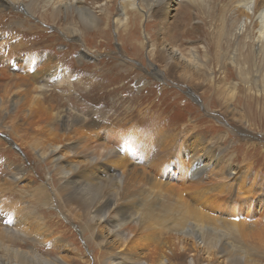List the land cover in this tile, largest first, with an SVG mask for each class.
Here are the masks:
<instances>
[{"label": "rangeland", "instance_id": "1", "mask_svg": "<svg viewBox=\"0 0 264 264\" xmlns=\"http://www.w3.org/2000/svg\"><path fill=\"white\" fill-rule=\"evenodd\" d=\"M111 1L108 17L102 16L100 28L107 30L103 37L91 28L84 36L73 39L61 30V17L55 26L47 19L27 14L25 9H8L4 13L7 17L0 16V24L13 29L5 30L8 33L12 30L14 34L20 31L21 24H26L21 30L25 38L12 44L22 42L19 45L24 48L11 54L14 51L10 53L8 45L0 53V106H4V111L0 109V232L5 231L4 227L19 232L26 241L19 238L10 245L23 252L32 251L53 264H112L120 256L139 257L144 263L155 264L160 254L168 257L171 264H183L176 257L179 252L174 244L179 236L168 233V228L158 231L156 238L137 228L134 220L126 223L123 232L130 247L125 250L121 240L111 237L106 228H99L97 221L91 222L90 234L85 233L83 206L75 198L66 204L57 195L64 184L57 164L49 156L57 146L63 164L83 163L79 165L82 167L95 158V172L88 169L87 173L99 182L112 175H124L129 197H136L137 185L148 189L150 195L154 190L149 189L162 190L178 203L195 209L193 212L211 227L226 232L233 228V237H241L248 252L245 263L264 264V122L246 112L252 93L245 91L246 84L239 81L238 68L228 64L224 77L225 83L238 82L240 88L223 91L219 97L206 90L207 85L196 87L185 82L175 69L164 70V63L151 57L148 47L131 45L126 34L119 32L115 13L122 0ZM131 1L142 15V0ZM178 7L173 4L168 8V18L164 19L170 27L167 34L159 35L158 28L151 29V18L136 19L133 39L142 43L151 35L153 40L180 49L209 46L203 37H190L198 27L196 19L181 14ZM175 22L183 30L188 29V34L181 35L172 26ZM1 39L0 43L4 41ZM231 48L228 54H233L234 47ZM204 51L197 53H212ZM56 66L64 70L62 75L67 78L61 86L52 85L62 80L55 72ZM153 68L164 71L155 76ZM37 71H48L53 79L49 82L48 77L42 78L41 84H34ZM41 85L44 89L39 88ZM67 109L79 112L89 120L88 124H98L92 129L100 132L99 139L91 136L94 129H75L79 123L66 128L62 121ZM246 121H252L257 128ZM75 136L77 139L72 141ZM150 143L155 144L153 153L158 155L154 163L153 155L151 159L141 156L145 153L142 148L151 147ZM108 147L116 148L114 153L123 159L105 162L104 149ZM70 148H84L88 156L70 154ZM40 153L46 156L41 159ZM193 156L201 158L202 165L209 164L201 175L189 173L194 168ZM102 164L108 168H101ZM229 172L234 174L230 176ZM150 195L147 198H157L155 193ZM218 222L223 225L219 227ZM185 245L187 258L196 264H231L218 250L197 251L189 240Z\"/></svg>", "mask_w": 264, "mask_h": 264}, {"label": "bare ground", "instance_id": "2", "mask_svg": "<svg viewBox=\"0 0 264 264\" xmlns=\"http://www.w3.org/2000/svg\"><path fill=\"white\" fill-rule=\"evenodd\" d=\"M111 2V0H0V16L7 17V14L4 15V13H6L8 9H25L27 14L30 13L31 16H36L43 21H45L44 19H47L49 24H54L55 26H57L55 24L56 21L61 17L64 22L61 26L58 25V27L60 26L61 30L63 29L62 31H64L63 33L65 36H70L73 39H79L81 36H84L86 29L90 30L91 28L94 30L95 34H100L103 37L104 34L106 35L105 31L107 30L100 28L102 24V16L104 15L106 18L108 17ZM88 3H90V5H88ZM121 3V7H119L115 13V22L120 29L119 32L126 34V38L131 42V45L134 44L139 48L140 46L148 47L150 56L156 59L158 58L164 63V70L169 68V71L172 72V69H175L179 78L196 87H200V85L204 87V85H207L206 90L217 94V97H219L223 91L225 92L227 90V92H235V90L240 88L238 82L225 83V78L227 79V77H224V75H226L227 68L229 67L228 64L235 65L236 68H238L239 81L246 84L243 88L245 91L248 90V92L252 93L247 101V114L251 115V113H253L254 117L256 116L264 122V0H142V5L140 3L142 6L141 9L143 8L142 15L137 12L139 8H137V10L134 9L136 7H134L133 1L122 0ZM173 4L179 6L178 8L181 14H185L186 16L189 14L191 18L193 16V18L196 19V25H198V27L196 28L194 26L196 31L194 30L193 33L190 34V37L197 40L203 37V41H206V44L208 43L209 46L205 45L202 49L195 46L180 49L176 48L175 45L165 44V42L159 40H153L151 35L150 38H147V41L143 40L142 43L139 42V39H133L132 31L137 25L136 19L143 21L145 18H147V20L151 18L152 20L149 23L151 29L158 28V34H164L166 29L170 28L168 24L165 23L164 19L166 17L168 18V8ZM167 6L169 7L167 8ZM166 8L167 11H165ZM181 23L184 24L183 19L181 20ZM24 26H26V24H21V26H19L20 31L16 30L13 32L14 34H12L11 31L13 29L10 26L0 24V39L4 38V41L0 43V53L1 51L3 52L8 45L10 47L9 52L11 53V51H14L11 54H15L17 50L24 48L23 45H19V43L22 42H15V45H17L12 46L14 41L19 40L18 38H25L24 34L21 32ZM172 26H174L176 30L182 32L181 35L188 34V29L183 30V26L179 24V22H175ZM10 28L12 29L10 33L5 31L10 30ZM231 46L234 47H232L234 51ZM229 47L233 54L227 53ZM204 49V52H207L208 50L209 52L211 51V55H207V52L204 55L202 53V56H199L197 52ZM60 66H56L57 69L56 67L53 69H56L55 72L57 73V76H59L64 82H62V80L59 81L58 79V82H55L56 84H52L54 86H58L57 84L61 86L62 83L67 81L66 76L64 77V75H62L64 74L62 73L64 70L61 71ZM162 71L153 68L155 76L160 75ZM33 76L34 84H39L42 78L44 79L48 77L47 80L49 82L53 79L51 78L53 75H48V71H37ZM43 79L42 81H44ZM43 85L39 88L42 89ZM67 85L69 86L70 84ZM244 103L246 104V102ZM0 109L4 111V106L1 105ZM72 110H69L68 112L67 109V113L63 116L62 124L69 129L71 123H79L80 127L76 125L74 126L75 129L78 127L79 129L81 128L93 132L92 130L94 128L92 129V126L96 127L98 124L93 121L88 124L89 120H87L86 117H83L77 111L72 113ZM59 114L60 113L57 115ZM246 122L249 123L250 127L255 126V128H257V125L252 124V121ZM85 126L86 128H84ZM3 129L5 128L3 127ZM104 129L106 130V128ZM94 130L95 133H93V135H91V133L88 134L98 138L100 132L96 131V129ZM76 132V130L72 131L73 134ZM76 137L77 136L71 140L73 141L77 139ZM153 144L154 143H152V145ZM152 145L147 149L142 148L145 153L141 154V156L144 155L145 157L147 156V158H150V156L153 155L151 163H154L158 155L156 156V154L153 153L155 144ZM45 149L43 152H46ZM70 149V154L73 153L83 158L88 156L85 154L88 147L86 149H78L79 152L76 148ZM115 149L114 147L104 149L106 153L105 162H115L116 159H123L122 157L116 156L114 153ZM46 153H43L44 155L42 153L37 155L39 158L43 159L46 156ZM49 156L50 159L57 164L58 173L61 175L64 184L61 187L60 192H56L57 195L61 196L63 202H66V204H70L71 200L75 198L77 200L76 202L81 204L84 208L81 221L86 224L83 227L85 233L89 232L90 234L93 230L91 222L97 221L99 228H106V231H108V234L111 237L121 240L120 242L123 246L122 250H125L130 247V242L128 236L123 232V228L126 223L134 220L136 222V227L148 233L150 237L156 236V238H158L156 235L157 232L162 231L165 228H168V233L173 232L174 236L178 235L179 238L175 237L176 239L174 241L179 252L176 257L179 261H182L183 264H196L193 260L187 258L185 254L187 249L185 245L186 240L192 242L193 248L197 251L203 250L208 253L213 251L217 252L218 250V252L223 254L222 256L226 257L231 264H252L251 261L245 263L244 259L247 257L248 252H246V249L242 246V238L233 237V228L230 229L231 231L229 230L226 232L224 229L220 230L216 227H211L212 225H210L206 219L201 217L198 213L193 212L195 209L192 210L193 208L185 203H178L174 199L175 197L163 194L162 190L149 189L151 191L154 190L157 198H147L148 195H150L148 189L142 190L137 185L136 197H129L127 196L128 190L126 189L128 186H126V178L124 175H112L104 181L99 182L95 177L87 173L88 169L89 171L92 170L93 173L95 172L94 170H96L97 167L95 158L90 159L82 167L79 165L83 163L73 165V163L64 162L63 164L61 162L63 161L62 156L59 155V147L57 146H53ZM191 158L192 164H190L194 166V168L193 170H190L189 173H192L193 176L204 173L203 171L208 168L209 164L202 165V159L199 157L193 156ZM126 161L127 160H125V162ZM155 162H157V160ZM111 164L114 163H110V165ZM105 165L102 164L101 168H108ZM184 169H186L185 173L188 172L187 167H184L183 170ZM18 173L20 176L22 171L19 170ZM232 174L234 173L229 172L228 175L231 176ZM17 179L19 178H16V180ZM145 190L149 193L147 194V191ZM154 193L151 192L150 196H154ZM137 214L139 216H137ZM222 225V223L218 222L219 227ZM4 230V232H0V252H4L5 255L0 256V264H53L47 262L46 259H41L32 251H25V253L10 245V243H13L14 241L17 242L19 238L23 241L26 240L18 234L19 232L15 233V231H10L8 227H4ZM90 238L92 237L90 236ZM156 238H154V240ZM166 246L168 247V245H165V247ZM122 250H120V252ZM123 253L125 252H121V254ZM6 254H8L7 257ZM134 255L137 256V253ZM171 255H173V253ZM114 262L115 263L112 264H147L142 262L139 257L134 259L133 256H120L116 260L114 259ZM155 264L171 263L168 257L160 254L159 257L157 256Z\"/></svg>", "mask_w": 264, "mask_h": 264}]
</instances>
